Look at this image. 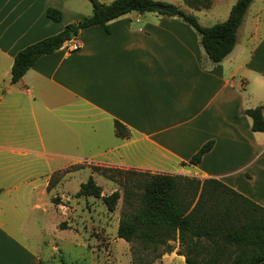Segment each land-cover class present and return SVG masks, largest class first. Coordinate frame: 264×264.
Returning a JSON list of instances; mask_svg holds the SVG:
<instances>
[{
  "label": "crops",
  "instance_id": "1",
  "mask_svg": "<svg viewBox=\"0 0 264 264\" xmlns=\"http://www.w3.org/2000/svg\"><path fill=\"white\" fill-rule=\"evenodd\" d=\"M77 1L0 0V264H38V232L53 222L41 197L72 161L216 179L264 207V133L244 115L260 106L264 117V95L248 106L242 92L249 70L264 92V37L238 46L244 22L232 52L214 64L183 20L132 12L111 21L109 34L81 30L12 84L17 52L83 18L68 9ZM49 8L62 12L59 22L46 17ZM74 43L79 49L67 51ZM210 141L200 164H188Z\"/></svg>",
  "mask_w": 264,
  "mask_h": 264
},
{
  "label": "trees",
  "instance_id": "2",
  "mask_svg": "<svg viewBox=\"0 0 264 264\" xmlns=\"http://www.w3.org/2000/svg\"><path fill=\"white\" fill-rule=\"evenodd\" d=\"M92 13L76 23L66 25L56 35L44 38L26 46L14 57L11 67L12 84L17 83L42 57L52 55L76 37L81 30L100 26L110 33L109 23L132 12L138 14L158 13L163 3L153 0H114L108 5L98 0H86ZM187 8L194 11L208 10L212 0H183ZM253 0H237L228 18L212 27H203L192 14L181 10L177 18L195 30L208 59L221 63L234 49L237 33ZM46 17L53 22L62 19V12L53 8L46 10ZM263 107L244 111L252 120L251 131L264 133ZM115 134L124 139L126 129L115 122ZM214 142L203 145L192 156L188 164L197 166L208 153ZM98 169V168H96ZM110 170H103L107 173ZM118 176H134L139 194L127 188L133 177H125L124 206L120 212L117 238L131 245L132 264H153L164 254H171L174 248L170 242H177V255L185 264H264V207L216 179L191 178L150 172L116 171ZM51 180L47 187L50 190ZM101 190L92 177L82 184L78 196L100 197ZM119 193L104 198L108 212H113ZM61 229L66 225L61 224ZM38 264H45L39 262Z\"/></svg>",
  "mask_w": 264,
  "mask_h": 264
},
{
  "label": "rangeland",
  "instance_id": "3",
  "mask_svg": "<svg viewBox=\"0 0 264 264\" xmlns=\"http://www.w3.org/2000/svg\"><path fill=\"white\" fill-rule=\"evenodd\" d=\"M108 5L114 0H98ZM166 6L175 7L185 13L188 8L183 0H153ZM237 0H213L212 7L208 10L190 12L196 17L203 27H212L224 22L229 15L232 6ZM78 5L70 4L68 9L80 14L82 17L90 16L91 5L86 0H78ZM146 18H153V13H145ZM171 17V15L169 16ZM71 19L70 17H67ZM242 30L248 32V43L244 42V34L238 37V46L244 49L256 47L264 37V0H253L243 23ZM253 34V35H252ZM252 36V37H251ZM251 37V38H250ZM248 70V69H247ZM250 71V70H249ZM246 71L244 99L248 106L258 105L263 101L264 92L260 83L256 80V74ZM255 78H254V77ZM263 84V83H262ZM88 155V154H87ZM56 167V166H54ZM40 168V167H38ZM98 168V169H96ZM103 170H110L103 173ZM116 171H135L117 168L98 167L88 161H72L64 170L54 172L51 177V188L47 197L42 196L40 205L46 204V199L53 213L51 232L41 235L38 232V263L45 264H132L131 245L124 240L117 238V226L120 212L124 206V186L120 185L125 177H133L127 188L134 194L140 190L136 185L139 178L134 176H118ZM48 173L47 171H44ZM92 177L94 184L100 188V197L78 196L77 193L82 184H85ZM49 180V182H50ZM48 182V185H49ZM48 187V186H47ZM118 192L119 199L113 212H108L104 198L112 193ZM66 225L61 229L60 225ZM46 232L49 228L45 227ZM174 251L171 254H164L153 264H185L184 260L176 253L177 242H170Z\"/></svg>",
  "mask_w": 264,
  "mask_h": 264
},
{
  "label": "water",
  "instance_id": "4",
  "mask_svg": "<svg viewBox=\"0 0 264 264\" xmlns=\"http://www.w3.org/2000/svg\"><path fill=\"white\" fill-rule=\"evenodd\" d=\"M158 10L165 12L173 17L177 16L178 9L171 6H159Z\"/></svg>",
  "mask_w": 264,
  "mask_h": 264
},
{
  "label": "built area",
  "instance_id": "5",
  "mask_svg": "<svg viewBox=\"0 0 264 264\" xmlns=\"http://www.w3.org/2000/svg\"><path fill=\"white\" fill-rule=\"evenodd\" d=\"M65 47H66L67 51H76L79 49V46L76 43L72 44L71 46H65Z\"/></svg>",
  "mask_w": 264,
  "mask_h": 264
}]
</instances>
